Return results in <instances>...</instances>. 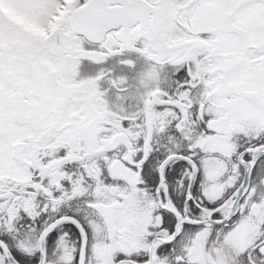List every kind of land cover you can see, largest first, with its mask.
I'll list each match as a JSON object with an SVG mask.
<instances>
[{
    "label": "snow or ice",
    "instance_id": "6c2138e0",
    "mask_svg": "<svg viewBox=\"0 0 264 264\" xmlns=\"http://www.w3.org/2000/svg\"><path fill=\"white\" fill-rule=\"evenodd\" d=\"M0 264H264V0H0Z\"/></svg>",
    "mask_w": 264,
    "mask_h": 264
}]
</instances>
